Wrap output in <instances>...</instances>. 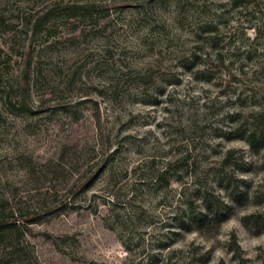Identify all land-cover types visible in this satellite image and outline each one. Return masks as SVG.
<instances>
[{
    "label": "rangeland",
    "instance_id": "rangeland-1",
    "mask_svg": "<svg viewBox=\"0 0 264 264\" xmlns=\"http://www.w3.org/2000/svg\"><path fill=\"white\" fill-rule=\"evenodd\" d=\"M45 1L0 0V202L38 222L21 264H264L243 223L264 148L242 139L264 126V0H81L36 32ZM203 190L224 215L178 229Z\"/></svg>",
    "mask_w": 264,
    "mask_h": 264
},
{
    "label": "trees",
    "instance_id": "trees-1",
    "mask_svg": "<svg viewBox=\"0 0 264 264\" xmlns=\"http://www.w3.org/2000/svg\"><path fill=\"white\" fill-rule=\"evenodd\" d=\"M47 1V3H46ZM45 5L35 12L33 17L35 20V30L40 31L42 27L53 19L61 18L66 21L72 19H80L92 16L96 11V6L93 4H82L81 0H46ZM256 121H262L264 118V110L256 113ZM257 123V122H256ZM263 125V124H262ZM262 129V130H261ZM264 126H255L251 131L247 130L248 134L242 139L245 140L252 148L262 149L264 144H260L263 138ZM262 132V134H261ZM233 159V151H229L224 157V167L230 164ZM166 173L159 175V179H164ZM222 176V180L226 182L225 187L238 189V180ZM199 192V191H198ZM196 200H186L184 202L183 217L177 228L180 230L190 231L191 227L197 224H205L208 217L218 218L224 215V200L213 192L203 190L199 192ZM197 201V202H196ZM198 201L200 203L198 204ZM20 214V210L18 211ZM17 215L15 210L8 209L4 202H0V264L22 263L23 262V241L29 231V225L38 223L37 220H26V223L20 221L21 217ZM243 223L247 227L264 228V213L245 216ZM232 251L242 258V249L236 238H234Z\"/></svg>",
    "mask_w": 264,
    "mask_h": 264
}]
</instances>
